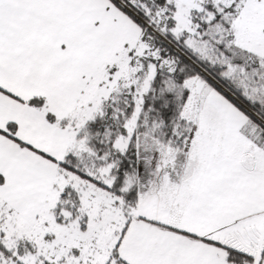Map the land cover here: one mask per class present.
<instances>
[{"label":"snow or ice","instance_id":"obj_1","mask_svg":"<svg viewBox=\"0 0 264 264\" xmlns=\"http://www.w3.org/2000/svg\"><path fill=\"white\" fill-rule=\"evenodd\" d=\"M0 264H264V0H0Z\"/></svg>","mask_w":264,"mask_h":264}]
</instances>
